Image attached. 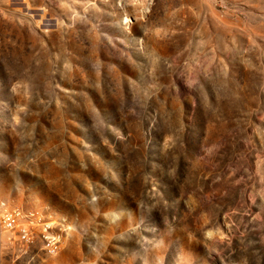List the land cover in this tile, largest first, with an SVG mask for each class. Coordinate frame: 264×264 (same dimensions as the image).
I'll return each instance as SVG.
<instances>
[{
    "label": "rangeland",
    "instance_id": "rangeland-1",
    "mask_svg": "<svg viewBox=\"0 0 264 264\" xmlns=\"http://www.w3.org/2000/svg\"><path fill=\"white\" fill-rule=\"evenodd\" d=\"M0 202V264H264V0H0Z\"/></svg>",
    "mask_w": 264,
    "mask_h": 264
},
{
    "label": "built area",
    "instance_id": "built-area-1",
    "mask_svg": "<svg viewBox=\"0 0 264 264\" xmlns=\"http://www.w3.org/2000/svg\"><path fill=\"white\" fill-rule=\"evenodd\" d=\"M36 217L37 212L34 210L9 202H0V228L10 234H15V236L10 235L7 240L8 249L18 244L19 248L24 250L35 243L36 233L32 224L36 222ZM39 234L45 237V248L50 252H55V242L49 238L50 233L42 231Z\"/></svg>",
    "mask_w": 264,
    "mask_h": 264
}]
</instances>
